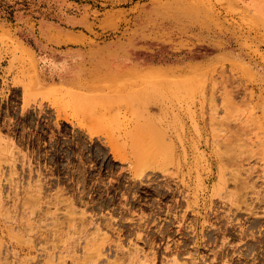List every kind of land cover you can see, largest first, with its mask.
Instances as JSON below:
<instances>
[{"label":"rangeland","instance_id":"1","mask_svg":"<svg viewBox=\"0 0 264 264\" xmlns=\"http://www.w3.org/2000/svg\"><path fill=\"white\" fill-rule=\"evenodd\" d=\"M0 264H264V0H0Z\"/></svg>","mask_w":264,"mask_h":264}]
</instances>
